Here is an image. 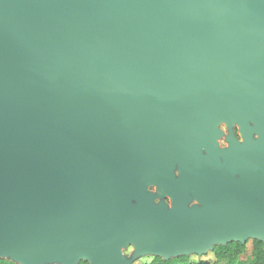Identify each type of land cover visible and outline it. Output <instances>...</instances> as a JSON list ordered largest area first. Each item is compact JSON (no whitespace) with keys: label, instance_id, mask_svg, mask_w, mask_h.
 Instances as JSON below:
<instances>
[{"label":"water","instance_id":"1","mask_svg":"<svg viewBox=\"0 0 264 264\" xmlns=\"http://www.w3.org/2000/svg\"><path fill=\"white\" fill-rule=\"evenodd\" d=\"M220 122L244 143L219 150ZM251 238L264 0H0V258L132 264L129 245L170 258Z\"/></svg>","mask_w":264,"mask_h":264},{"label":"trees","instance_id":"2","mask_svg":"<svg viewBox=\"0 0 264 264\" xmlns=\"http://www.w3.org/2000/svg\"><path fill=\"white\" fill-rule=\"evenodd\" d=\"M211 252L214 257L213 262H209L208 260H192L190 255H179L170 258L154 256L151 261L142 264H241V260L247 255L252 259L251 264H264V242L258 239L251 238L244 243L229 241L225 244H216L211 249ZM0 264L19 263L9 258H0ZM77 264H88V262L80 260Z\"/></svg>","mask_w":264,"mask_h":264},{"label":"flooded vegetation","instance_id":"3","mask_svg":"<svg viewBox=\"0 0 264 264\" xmlns=\"http://www.w3.org/2000/svg\"><path fill=\"white\" fill-rule=\"evenodd\" d=\"M248 127L252 128V131L250 132V137L254 140L257 139L258 134H257L256 126L254 125V123L249 121ZM218 129L220 130V133L216 137L215 141L217 144V148L219 150L230 148V141H229L230 136L233 138L234 142L238 144H243L245 141V136L242 133L241 127L237 122L231 125H228L225 122H220V124L218 125ZM201 153L204 155H208L210 158H212V155H210L204 147L201 148ZM218 157L221 158L220 155ZM173 173L176 177L179 175L177 163L174 166ZM149 190L157 194V187L152 186ZM160 200H163L168 207H170L172 204V201L169 195H166L163 198H160L157 195L155 197V202H158ZM194 203H197V201L195 199H192V201L190 202V205Z\"/></svg>","mask_w":264,"mask_h":264},{"label":"rangeland","instance_id":"4","mask_svg":"<svg viewBox=\"0 0 264 264\" xmlns=\"http://www.w3.org/2000/svg\"><path fill=\"white\" fill-rule=\"evenodd\" d=\"M152 186L156 187V185H152ZM152 186H149L148 189H150ZM248 245L250 246V244H248ZM123 253H124V255L128 256L129 258H132V260H133L132 264H142L144 262H149L154 257V255H150V254L136 256L134 247L132 245H129V246L123 248ZM190 256H191L192 260H208L209 262L214 261V257H213L211 250H208L205 253L199 254V255L192 253V254H190ZM251 263H252V259L249 255L245 256L241 260V264H251ZM192 264H194V263H192Z\"/></svg>","mask_w":264,"mask_h":264}]
</instances>
